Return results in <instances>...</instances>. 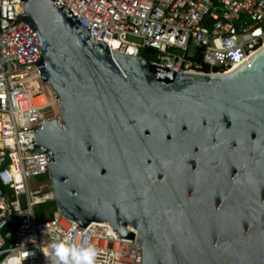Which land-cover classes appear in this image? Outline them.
Here are the masks:
<instances>
[{
    "label": "water",
    "instance_id": "water-1",
    "mask_svg": "<svg viewBox=\"0 0 264 264\" xmlns=\"http://www.w3.org/2000/svg\"><path fill=\"white\" fill-rule=\"evenodd\" d=\"M19 4L24 13L10 33L17 58L37 64L64 117L65 126L56 118L33 128L56 209L79 228L105 222L136 239L141 264H204L205 246L198 255L184 237L198 224L180 222L190 218L191 192L179 204L186 185L174 184L175 165L158 156L264 151V46L229 73L176 71L110 48L57 0Z\"/></svg>",
    "mask_w": 264,
    "mask_h": 264
},
{
    "label": "built area",
    "instance_id": "built-area-1",
    "mask_svg": "<svg viewBox=\"0 0 264 264\" xmlns=\"http://www.w3.org/2000/svg\"><path fill=\"white\" fill-rule=\"evenodd\" d=\"M57 1L110 48L130 56L151 48L150 61L176 71L207 65L228 72L264 46V0ZM22 13L19 0H0V264H76L85 250L91 264H141V243L117 236L109 223L79 228L57 209L35 215L54 196L49 178L36 183L48 164L45 151L33 146V128L56 118L65 125L49 80L36 63L17 58L10 33Z\"/></svg>",
    "mask_w": 264,
    "mask_h": 264
},
{
    "label": "flooded vegetation",
    "instance_id": "flooded-vegetation-1",
    "mask_svg": "<svg viewBox=\"0 0 264 264\" xmlns=\"http://www.w3.org/2000/svg\"><path fill=\"white\" fill-rule=\"evenodd\" d=\"M157 161L166 168L175 165L174 184L186 185L175 197L179 204L182 194L191 192L190 218L180 222L189 230L198 224L195 236L183 235L190 247L197 242L198 255L205 246L201 262L264 264V151L239 147L162 153Z\"/></svg>",
    "mask_w": 264,
    "mask_h": 264
},
{
    "label": "trees",
    "instance_id": "trees-1",
    "mask_svg": "<svg viewBox=\"0 0 264 264\" xmlns=\"http://www.w3.org/2000/svg\"><path fill=\"white\" fill-rule=\"evenodd\" d=\"M151 51V48H144L141 50V56H144L147 59H152V57L150 56ZM201 69L204 71H209V66L202 65ZM55 209L56 205L54 200L39 203L35 208V215L38 219L42 217L51 216L52 211H54Z\"/></svg>",
    "mask_w": 264,
    "mask_h": 264
},
{
    "label": "clouds",
    "instance_id": "clouds-1",
    "mask_svg": "<svg viewBox=\"0 0 264 264\" xmlns=\"http://www.w3.org/2000/svg\"><path fill=\"white\" fill-rule=\"evenodd\" d=\"M54 247H57V246L54 245ZM58 247H59L60 255H61V257H63L65 254V249H64L63 245H59ZM90 255H91V252L88 250H85L81 254V256L77 257L76 264H81V261H86L87 264H91V260L89 258Z\"/></svg>",
    "mask_w": 264,
    "mask_h": 264
},
{
    "label": "rangeland",
    "instance_id": "rangeland-1",
    "mask_svg": "<svg viewBox=\"0 0 264 264\" xmlns=\"http://www.w3.org/2000/svg\"><path fill=\"white\" fill-rule=\"evenodd\" d=\"M130 38H132V39H135V38H133V37H130ZM197 46V42L196 41H193L192 43H191V45H190V50H189V52L190 53H193L194 52V49H195V47ZM48 179V175L46 174V173H44V174H42V175H39L37 178H36V183H39V184H41V183H44L46 180ZM45 183H50V179H48ZM46 184V185H47ZM47 187V186H46Z\"/></svg>",
    "mask_w": 264,
    "mask_h": 264
},
{
    "label": "bare ground",
    "instance_id": "bare-ground-1",
    "mask_svg": "<svg viewBox=\"0 0 264 264\" xmlns=\"http://www.w3.org/2000/svg\"><path fill=\"white\" fill-rule=\"evenodd\" d=\"M236 68L237 67L232 68L231 70L228 71V73L231 72V71H234ZM53 196H54V194H53Z\"/></svg>",
    "mask_w": 264,
    "mask_h": 264
}]
</instances>
